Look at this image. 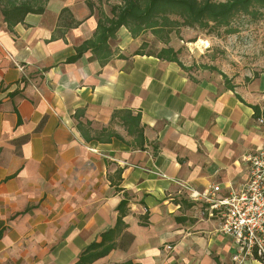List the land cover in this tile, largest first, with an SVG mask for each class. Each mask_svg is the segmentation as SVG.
<instances>
[{"label":"crops","instance_id":"1","mask_svg":"<svg viewBox=\"0 0 264 264\" xmlns=\"http://www.w3.org/2000/svg\"><path fill=\"white\" fill-rule=\"evenodd\" d=\"M99 6L47 0L12 30L0 12V264H72L114 225L124 195L127 225L91 264H233L219 214L182 185L226 192L247 178L243 156L264 146V72L226 86L219 73L158 57L163 42L135 53L143 39L124 26L108 39L105 63L90 49L68 61L93 35ZM64 8L70 15L60 19ZM120 108L140 112L145 147L84 140L79 120L92 134L109 125L131 140L111 121Z\"/></svg>","mask_w":264,"mask_h":264},{"label":"trees","instance_id":"2","mask_svg":"<svg viewBox=\"0 0 264 264\" xmlns=\"http://www.w3.org/2000/svg\"><path fill=\"white\" fill-rule=\"evenodd\" d=\"M47 0H0V12L6 27L10 30L22 22L28 13H42ZM88 6L92 9L91 3ZM264 10V0H117L110 7V15L101 8L98 9V22L93 35L83 40L77 47L74 55L68 61L76 59L81 53L90 49L100 63H105L113 54L108 39L115 37L117 29L124 26L132 36H137L146 30H150L154 36L163 43L169 41L172 30L179 31L182 27H198L205 29L210 24L216 27H227L233 17L243 14L258 19ZM70 15L67 8L60 12V19H66ZM71 21L68 26L77 25ZM228 32L233 29H228ZM147 42H143L135 53H143ZM156 55L161 58L175 60L188 71L187 66L177 55V50L172 46H163ZM204 68L216 70L223 78L226 86H231L228 75L214 65H206ZM254 116L261 115L258 105H252ZM83 111H76L75 117L82 115ZM264 115V112H262ZM118 117L119 123L126 130L131 140H125L124 136L112 126H103L91 133L89 120H79L77 127L84 138L89 141L93 138L99 141H110L113 137L125 141L133 146L143 148L147 139L143 134L140 124V112H133L129 108H120L113 111L111 121ZM128 211V198L126 195L117 204V217L113 226L108 227L99 234V239L89 242L80 252L77 260L72 264H91L95 259L107 254L117 245V237L126 227L123 220ZM147 222V215L140 216V223Z\"/></svg>","mask_w":264,"mask_h":264},{"label":"rangeland","instance_id":"3","mask_svg":"<svg viewBox=\"0 0 264 264\" xmlns=\"http://www.w3.org/2000/svg\"><path fill=\"white\" fill-rule=\"evenodd\" d=\"M116 1L99 0V7L102 8L104 2L110 10ZM262 13L258 19L238 14L227 27L210 24L205 29L182 27L179 31L172 30L166 45L177 50L189 72L203 75L218 73L203 67L214 65L233 81H247L258 76L260 71L264 72V10ZM228 29L233 31L228 32ZM137 36L142 37L141 44L147 42L145 49L148 51H156L161 43L150 30Z\"/></svg>","mask_w":264,"mask_h":264},{"label":"built area","instance_id":"4","mask_svg":"<svg viewBox=\"0 0 264 264\" xmlns=\"http://www.w3.org/2000/svg\"><path fill=\"white\" fill-rule=\"evenodd\" d=\"M243 157L247 161V178L240 184H230L226 192L218 183L203 189L190 184L182 188L209 214H219L217 229L231 240L233 264H264V146Z\"/></svg>","mask_w":264,"mask_h":264}]
</instances>
